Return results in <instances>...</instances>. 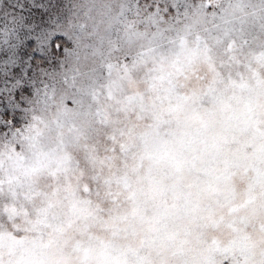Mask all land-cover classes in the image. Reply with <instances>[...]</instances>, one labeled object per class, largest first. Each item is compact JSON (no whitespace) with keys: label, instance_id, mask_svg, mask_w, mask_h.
<instances>
[{"label":"snow or ice","instance_id":"snow-or-ice-1","mask_svg":"<svg viewBox=\"0 0 264 264\" xmlns=\"http://www.w3.org/2000/svg\"><path fill=\"white\" fill-rule=\"evenodd\" d=\"M0 264H264V0H0Z\"/></svg>","mask_w":264,"mask_h":264}]
</instances>
